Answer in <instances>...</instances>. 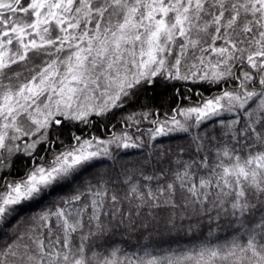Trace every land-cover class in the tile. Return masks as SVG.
<instances>
[{
	"label": "snow or ice",
	"instance_id": "1",
	"mask_svg": "<svg viewBox=\"0 0 264 264\" xmlns=\"http://www.w3.org/2000/svg\"><path fill=\"white\" fill-rule=\"evenodd\" d=\"M0 264H264V0H0Z\"/></svg>",
	"mask_w": 264,
	"mask_h": 264
},
{
	"label": "trees",
	"instance_id": "2",
	"mask_svg": "<svg viewBox=\"0 0 264 264\" xmlns=\"http://www.w3.org/2000/svg\"><path fill=\"white\" fill-rule=\"evenodd\" d=\"M179 87V85H177ZM209 90L205 89V95H208ZM180 103L179 98H177L174 94V90L171 87H165L162 83H157L154 88H149L140 93L134 103H132L128 108L124 110V113H117L115 118L112 119V123H117L120 119V116L126 114L127 112L131 111H158L161 113L169 112L173 107ZM103 122H96V127L92 129H85V134L89 131L92 134H100L102 131L101 124ZM147 123L145 122L144 127H147ZM116 131L120 130L119 124L117 123ZM67 136V133H65ZM165 146L170 143H175V140H171L169 138H164L161 141ZM129 155L124 157L122 160L117 161L118 164L120 163H127L132 159H135V154L137 150H128ZM19 163V162H18ZM111 163V162H109ZM104 167H107L105 165Z\"/></svg>",
	"mask_w": 264,
	"mask_h": 264
}]
</instances>
